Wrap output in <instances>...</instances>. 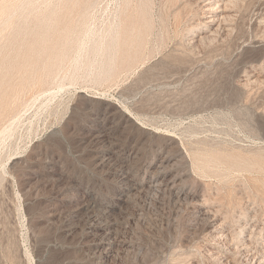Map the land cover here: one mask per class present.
Listing matches in <instances>:
<instances>
[{
  "label": "rangeland",
  "instance_id": "obj_1",
  "mask_svg": "<svg viewBox=\"0 0 264 264\" xmlns=\"http://www.w3.org/2000/svg\"><path fill=\"white\" fill-rule=\"evenodd\" d=\"M0 264H264V0H0Z\"/></svg>",
  "mask_w": 264,
  "mask_h": 264
},
{
  "label": "bare ground",
  "instance_id": "obj_2",
  "mask_svg": "<svg viewBox=\"0 0 264 264\" xmlns=\"http://www.w3.org/2000/svg\"><path fill=\"white\" fill-rule=\"evenodd\" d=\"M210 7V6H209ZM217 7V6H216ZM208 9V11H213V8L212 7H210V8H207ZM215 9V8H214ZM206 10V9H205ZM211 18V17H210ZM215 20H213V19H210L209 21H208V23H213ZM207 25V24H206ZM92 29V28H91ZM83 40V39H82ZM82 44V43H81ZM100 44V43H99ZM82 61H83V59H82ZM218 229V228H217ZM221 237V236H220ZM259 256V255H258ZM256 261V260H255Z\"/></svg>",
  "mask_w": 264,
  "mask_h": 264
}]
</instances>
